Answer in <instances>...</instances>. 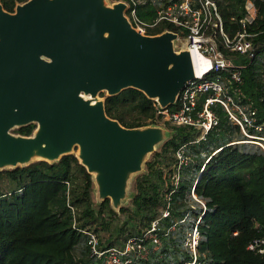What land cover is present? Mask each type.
I'll use <instances>...</instances> for the list:
<instances>
[{"label":"trees","instance_id":"16d2710c","mask_svg":"<svg viewBox=\"0 0 264 264\" xmlns=\"http://www.w3.org/2000/svg\"><path fill=\"white\" fill-rule=\"evenodd\" d=\"M24 1L0 0L7 11ZM215 1L224 29L232 34L245 15V0ZM164 2H137L136 16L153 23ZM252 2L256 15L247 24V32L253 55L225 54L243 66L242 90L262 116L264 85L259 70L264 62V0ZM163 30L177 28L159 21L147 34ZM100 96L107 116L124 127L162 126L163 141L143 163L117 210L109 198L94 199L93 175L75 153L56 161L40 159L0 169V264H102L91 253L86 231L96 235L98 249H121L154 220L160 245L154 249L146 241L147 256L134 264H179L191 258L183 240L196 223L199 264H264V253L246 247L257 234L255 224L264 228V151L251 143H231L243 135L222 106H212L218 123L201 138L199 128L164 120L156 101L139 89L127 87L112 95L100 92ZM35 126H20L18 133L29 135ZM181 148L187 163L178 165ZM166 208L169 214L162 216Z\"/></svg>","mask_w":264,"mask_h":264},{"label":"water","instance_id":"95a60500","mask_svg":"<svg viewBox=\"0 0 264 264\" xmlns=\"http://www.w3.org/2000/svg\"><path fill=\"white\" fill-rule=\"evenodd\" d=\"M126 2H0V169L75 156L93 175L98 200L114 209L132 174L163 141L161 126L124 127L106 115L104 98L133 87L173 103L195 76L191 52L175 49L174 31L143 34ZM34 123L31 134L10 130Z\"/></svg>","mask_w":264,"mask_h":264},{"label":"built area","instance_id":"2783aa9c","mask_svg":"<svg viewBox=\"0 0 264 264\" xmlns=\"http://www.w3.org/2000/svg\"><path fill=\"white\" fill-rule=\"evenodd\" d=\"M117 1V0H116ZM124 1V0H123ZM145 0H127L125 15L131 25L139 32L147 34L149 27L159 21L161 24L171 23L175 28L176 40H181L190 52H195L206 67L199 75L188 80L177 94L172 105L175 108L160 107L164 120L173 125H185L199 128L201 138L218 123V116L213 111L214 104H220L228 120L236 125L243 135L241 140L231 143L245 142L258 146L264 151V115L258 114L253 100L242 90V65L234 63L225 51L253 55V44L249 39L247 24L256 15L252 0H245V15L238 22L240 26L232 34L224 29L223 19L215 0H167L157 11L153 23L141 21L136 16V4ZM125 10V11H126ZM234 18H232L233 20ZM175 47V46H174ZM175 49H178L175 47ZM183 148L177 151L178 165L186 164ZM169 214L164 209L162 216ZM174 224L169 227L172 229ZM257 234L247 243V249L256 253H264V228L255 224ZM157 220L152 221L151 227L141 236L129 237L124 247H110L104 250L97 248V237L91 231L88 234V244L92 255L101 258L102 264H134L148 254L146 241L150 240L153 248L157 249L160 239L156 234ZM199 239L197 223L187 233L183 240L184 247L191 253V258L179 264H199L196 260V247Z\"/></svg>","mask_w":264,"mask_h":264},{"label":"rangeland","instance_id":"374dc122","mask_svg":"<svg viewBox=\"0 0 264 264\" xmlns=\"http://www.w3.org/2000/svg\"><path fill=\"white\" fill-rule=\"evenodd\" d=\"M106 2L108 3V4H111V3H113V0H106ZM174 46L176 47V48H178V49H180V48H182V46H184V44L182 43V41L181 40H174ZM264 59V58H263ZM259 72H260V80H261V82H262V84L264 85V62L262 63V67L260 68V70H259ZM264 87V86H263ZM105 94H106V92L105 91H103ZM99 97L100 98H103L102 96H100V93H99ZM162 127V126H161ZM13 134H20V133H18V127H14V128H12L11 130H10ZM157 147V146H156ZM155 147V148H156ZM74 153H76V149H74ZM149 155L150 154H148L147 156H146V159H148V157H149ZM137 173H135V174H132L130 177H129V180H128V184H127V193H129V191H130V189H131V184H132V181H133V179H134V177H135V175H136ZM94 187H95V185H94ZM94 199L96 200V201H98V197H97V194H96V191H94ZM172 264H174V262L172 261Z\"/></svg>","mask_w":264,"mask_h":264},{"label":"bare ground","instance_id":"6f19581e","mask_svg":"<svg viewBox=\"0 0 264 264\" xmlns=\"http://www.w3.org/2000/svg\"><path fill=\"white\" fill-rule=\"evenodd\" d=\"M191 55H192V60H193V64H194V71H195V74L199 75L201 73V70H203V68L206 67V63L205 62H202L199 58V56L197 55V53L195 52H191ZM78 151L76 150V153Z\"/></svg>","mask_w":264,"mask_h":264}]
</instances>
